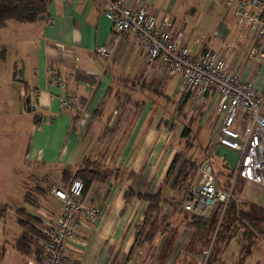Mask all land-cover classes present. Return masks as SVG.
<instances>
[{
	"label": "crops",
	"instance_id": "obj_1",
	"mask_svg": "<svg viewBox=\"0 0 264 264\" xmlns=\"http://www.w3.org/2000/svg\"><path fill=\"white\" fill-rule=\"evenodd\" d=\"M238 1L125 0V5H144L157 18H171V36L181 34L180 41L189 52L219 51L241 79L256 75L264 107V58L256 61L248 56L257 38L239 27L227 8V3L233 7ZM106 2L51 0L44 19L10 21L0 29V155L7 151L8 162L13 160L9 165L12 180L7 179L2 188L7 194L1 201L10 221L0 224V264L35 260L13 246L23 232V220L17 215L23 213L24 218L40 223L59 213L61 207L48 190L63 186L64 174L73 172L85 157L96 162L108 179L93 183L84 194L88 204L99 208V219L76 224L67 243V257L72 264H111L122 256L125 260L147 207L137 195L155 194L175 153L189 157L190 152V148L176 150L161 124L167 107L154 109V96L165 98L171 91L180 94L176 114L186 125L185 103L197 108L199 164L210 158L219 182L235 164V152L215 142L221 117L210 107V94L195 101L183 94L179 76L157 81V70L146 68L144 50L131 35L120 37L107 63L95 55L96 47L113 45L112 24L103 15ZM48 19L53 23L47 24ZM56 77H61L65 89L59 88ZM65 97H75L74 111L61 107ZM193 122L184 124L190 135ZM109 126L112 136L105 129ZM18 154L21 164L14 162ZM27 181L35 187L22 191ZM239 183L243 200L261 206L259 187ZM41 187L47 189L45 196ZM128 191L134 196L127 203Z\"/></svg>",
	"mask_w": 264,
	"mask_h": 264
},
{
	"label": "built area",
	"instance_id": "obj_2",
	"mask_svg": "<svg viewBox=\"0 0 264 264\" xmlns=\"http://www.w3.org/2000/svg\"><path fill=\"white\" fill-rule=\"evenodd\" d=\"M231 6L227 3L235 23L257 38L249 47L248 56L256 61L264 58V0H239ZM103 15L112 24L113 45L96 47L95 55L107 63L120 37L133 36L144 50L146 68L157 70V81L179 76L183 81V94L195 101L206 94L212 96L210 107L221 117L215 142L236 154L235 164L223 182L218 181L211 159L206 158L183 194L170 189L164 193L166 204L198 216L217 208L220 222L235 185L243 181L259 187L264 208V107L263 95L256 88L257 76L241 79L229 69L219 51L189 52L180 41L181 34L176 38L171 36V18L166 15L157 18L144 5L128 8L125 0H107ZM52 23V19L47 20V24ZM55 81L59 88L65 89L61 77H56ZM61 107L74 111L75 97L62 99ZM48 192L59 203V213L40 223L17 215L44 237L43 257L27 264H72L67 257V243L73 238L76 224L83 220L97 222L100 211L88 204L80 179L63 187L52 186ZM208 255L209 249H203L195 257L196 264H205Z\"/></svg>",
	"mask_w": 264,
	"mask_h": 264
},
{
	"label": "rangeland",
	"instance_id": "obj_3",
	"mask_svg": "<svg viewBox=\"0 0 264 264\" xmlns=\"http://www.w3.org/2000/svg\"><path fill=\"white\" fill-rule=\"evenodd\" d=\"M159 90L162 91V88ZM181 98L180 94H173L171 91L167 93V97L165 98L154 96L152 102L154 103V109L158 105L167 107L165 110L166 112L168 110V113L163 117L161 124L167 129L176 150L184 151L190 148L188 156L192 157L191 159L198 165L200 161L197 145V125H199L197 120L199 114L197 113V108H190L191 104L189 101L185 103L183 109L187 118H189L188 124L190 120H194V122L189 138H184V140L179 139L185 127L184 124L186 125V120L179 117L180 114H176ZM105 129L112 136L113 131L111 127L109 126ZM190 144L191 146H189ZM7 153L5 151L3 155H0V209L5 208L1 200H4V196L7 194L2 192V188L5 186L7 179L12 180L9 175L11 172L9 165L13 160L8 162ZM17 157L19 158L14 162L21 164V155L18 154ZM27 182L29 183L22 184V191H28L30 188L35 187V185H30V181ZM239 182L237 185L242 187ZM44 202L47 203V200ZM24 203L22 202V204ZM10 204H13V206L16 204L13 197H10ZM27 206L29 205L26 204ZM243 210L248 217L247 219H242V221L249 227L250 236L245 234L247 226L239 225L233 233L226 232L225 228L229 224L228 216L223 221L222 226H219L220 222H217L214 226L211 225L207 233L200 238L194 230L186 228L185 225L193 213L184 212L174 205L165 203L162 205V213L165 217H168L169 231L157 235L151 245H147L143 249H135L129 257L127 253L125 260L123 259L124 256H122L121 258H116L111 264H196L195 257L203 249H209V255L205 264H264V208L260 205L254 206L246 202L243 205ZM215 213L214 210H210L199 217L210 218L215 216ZM2 214L0 216V224L3 225V223H8L10 220L8 221L7 219L6 208L5 213L2 212ZM19 215L24 218L23 215Z\"/></svg>",
	"mask_w": 264,
	"mask_h": 264
},
{
	"label": "trees",
	"instance_id": "obj_4",
	"mask_svg": "<svg viewBox=\"0 0 264 264\" xmlns=\"http://www.w3.org/2000/svg\"><path fill=\"white\" fill-rule=\"evenodd\" d=\"M50 2L51 0H0V29L10 21L32 23L40 16H47ZM189 136L190 130L184 128L181 137L188 139ZM198 166L190 157H185L183 153L176 152L157 192L155 194L137 195V198L146 203L147 207L142 222L135 227L134 239L128 251V257L135 249H143L145 246L151 245L157 235L169 231L168 217H165L162 213V205L166 203L164 193L170 189L176 194H183L194 179ZM74 179L83 181L84 194H86L93 183H105L108 175L100 169L96 162L85 157L73 172L64 174L63 181L65 184L63 186H67ZM39 191L42 196H45L47 189L41 187ZM133 196L134 194L128 191L125 194L126 202L128 203ZM26 197L33 206L39 208L40 204L37 201L28 197V195ZM245 204L246 201L241 196V187L236 184L219 226H222L223 221L228 216L229 224L225 228L226 232L233 233L239 225L247 226L242 221V219L248 217L243 210ZM2 212L5 213V208L0 209V216L3 215ZM214 212H216L215 216L210 218L193 214L190 220L186 222V228L194 230L200 238L203 237L210 229L209 227L214 226L219 221L218 209H214ZM20 214L23 215V213ZM248 221L250 220L248 219ZM20 226L23 228V232L13 245L15 250L27 258L41 259L43 257L42 244L44 237L27 222L20 221ZM245 234L248 236L251 234L248 226L245 228Z\"/></svg>",
	"mask_w": 264,
	"mask_h": 264
},
{
	"label": "water",
	"instance_id": "obj_5",
	"mask_svg": "<svg viewBox=\"0 0 264 264\" xmlns=\"http://www.w3.org/2000/svg\"><path fill=\"white\" fill-rule=\"evenodd\" d=\"M44 18H45V16H40L38 19H44ZM25 104H26V109L29 110L30 107H29V99L28 98L25 100ZM31 110H33V107H31Z\"/></svg>",
	"mask_w": 264,
	"mask_h": 264
}]
</instances>
